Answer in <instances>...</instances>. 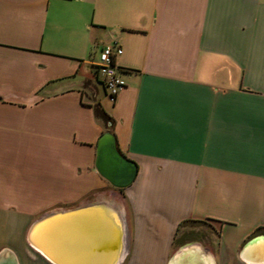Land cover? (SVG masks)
<instances>
[{
	"label": "crops",
	"instance_id": "crops-1",
	"mask_svg": "<svg viewBox=\"0 0 264 264\" xmlns=\"http://www.w3.org/2000/svg\"><path fill=\"white\" fill-rule=\"evenodd\" d=\"M106 45L123 50L114 101L96 71ZM105 132L137 165L126 188L95 169ZM92 193L121 204L119 264H253L264 0H0V264H53L29 227ZM205 221L208 234L188 228Z\"/></svg>",
	"mask_w": 264,
	"mask_h": 264
},
{
	"label": "water",
	"instance_id": "water-1",
	"mask_svg": "<svg viewBox=\"0 0 264 264\" xmlns=\"http://www.w3.org/2000/svg\"><path fill=\"white\" fill-rule=\"evenodd\" d=\"M94 165L116 188L130 186L137 176V165L120 153L111 132L99 138ZM27 241L53 264H119L126 242L121 204L114 198L102 197L46 213L31 224ZM258 241H264V237L248 242L242 258L253 264H264V246L260 258H249ZM176 259L177 256L171 264Z\"/></svg>",
	"mask_w": 264,
	"mask_h": 264
},
{
	"label": "built area",
	"instance_id": "built-area-1",
	"mask_svg": "<svg viewBox=\"0 0 264 264\" xmlns=\"http://www.w3.org/2000/svg\"><path fill=\"white\" fill-rule=\"evenodd\" d=\"M122 52L119 46L106 45L100 52L96 66L98 78L111 101H114L119 91L126 86V81L121 76L124 70L116 64V58Z\"/></svg>",
	"mask_w": 264,
	"mask_h": 264
},
{
	"label": "rangeland",
	"instance_id": "rangeland-1",
	"mask_svg": "<svg viewBox=\"0 0 264 264\" xmlns=\"http://www.w3.org/2000/svg\"><path fill=\"white\" fill-rule=\"evenodd\" d=\"M99 198H102V197L98 196V194L92 193V194L88 195V197H87L86 201H84V203L90 202V201H93V200H96V199H99ZM57 210H60V209H57ZM53 211H55V210H53ZM189 225H190V227H188L189 229L190 228L194 229L192 233H196L199 236L201 234L202 235H205L206 233L208 234L209 231L213 230V228L210 226V222L209 221H207V222L206 221L205 222H192Z\"/></svg>",
	"mask_w": 264,
	"mask_h": 264
},
{
	"label": "trees",
	"instance_id": "trees-1",
	"mask_svg": "<svg viewBox=\"0 0 264 264\" xmlns=\"http://www.w3.org/2000/svg\"><path fill=\"white\" fill-rule=\"evenodd\" d=\"M95 112L99 118L103 119L105 122H108V119L104 116V114L99 108H96Z\"/></svg>",
	"mask_w": 264,
	"mask_h": 264
}]
</instances>
